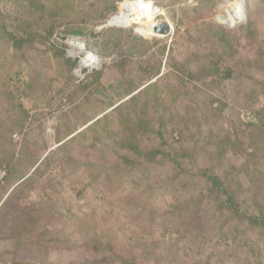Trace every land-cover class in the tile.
Segmentation results:
<instances>
[{"label":"rangeland","instance_id":"rangeland-1","mask_svg":"<svg viewBox=\"0 0 264 264\" xmlns=\"http://www.w3.org/2000/svg\"><path fill=\"white\" fill-rule=\"evenodd\" d=\"M2 172L0 264H264V0H0Z\"/></svg>","mask_w":264,"mask_h":264},{"label":"built area","instance_id":"built-area-1","mask_svg":"<svg viewBox=\"0 0 264 264\" xmlns=\"http://www.w3.org/2000/svg\"><path fill=\"white\" fill-rule=\"evenodd\" d=\"M52 42L55 43V41ZM86 48H88L86 44L76 45L69 49L65 48L68 56L78 62L75 69V76L79 81L83 80L88 73L98 69L101 64V60L91 52H88ZM4 175L5 172H2L0 175L1 178H3Z\"/></svg>","mask_w":264,"mask_h":264},{"label":"bare ground","instance_id":"bare-ground-1","mask_svg":"<svg viewBox=\"0 0 264 264\" xmlns=\"http://www.w3.org/2000/svg\"><path fill=\"white\" fill-rule=\"evenodd\" d=\"M135 6H136V9H137V15H139V16H143L144 15L145 17L148 18V21H151L152 23H154V25H157L156 21H154L155 15H156V11L153 8L151 3H148V2L144 3V4H142V3L140 4L139 3V4H136ZM133 21L134 20L132 18H130V15L128 13H124L120 17H117L114 20L110 21L111 24H109V25L126 26V25H130ZM157 26H153L152 30L154 32H156V33H159L158 31H156V29H157L156 27Z\"/></svg>","mask_w":264,"mask_h":264},{"label":"trees","instance_id":"trees-1","mask_svg":"<svg viewBox=\"0 0 264 264\" xmlns=\"http://www.w3.org/2000/svg\"><path fill=\"white\" fill-rule=\"evenodd\" d=\"M4 28V27H3ZM7 36L10 37V39H12L14 41V44L15 45H19L18 43H22L24 42L23 39H18L16 38L15 36H13L12 34L10 33H7ZM207 179L210 181V182H213L215 184H218L217 182V178L213 175H209V176H206ZM212 184V183H211ZM223 194L227 196V200L228 202H231L232 200V196H231V193L230 191L227 190V188H225L223 190ZM250 219V222L253 226H256V227H260V228H264V215L263 216H252Z\"/></svg>","mask_w":264,"mask_h":264},{"label":"water","instance_id":"water-1","mask_svg":"<svg viewBox=\"0 0 264 264\" xmlns=\"http://www.w3.org/2000/svg\"><path fill=\"white\" fill-rule=\"evenodd\" d=\"M156 31L160 32V34H166V30H160V29H156Z\"/></svg>","mask_w":264,"mask_h":264}]
</instances>
